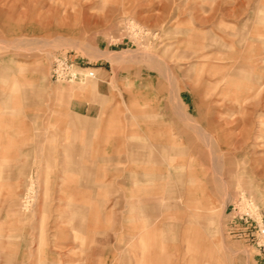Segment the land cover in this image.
<instances>
[{"label": "rangeland", "instance_id": "1", "mask_svg": "<svg viewBox=\"0 0 264 264\" xmlns=\"http://www.w3.org/2000/svg\"><path fill=\"white\" fill-rule=\"evenodd\" d=\"M0 264H264V0H0Z\"/></svg>", "mask_w": 264, "mask_h": 264}, {"label": "crops", "instance_id": "2", "mask_svg": "<svg viewBox=\"0 0 264 264\" xmlns=\"http://www.w3.org/2000/svg\"><path fill=\"white\" fill-rule=\"evenodd\" d=\"M75 104H77V103H75ZM73 105H74V103H73ZM94 228H98V226L97 225H94Z\"/></svg>", "mask_w": 264, "mask_h": 264}, {"label": "bare ground", "instance_id": "3", "mask_svg": "<svg viewBox=\"0 0 264 264\" xmlns=\"http://www.w3.org/2000/svg\"><path fill=\"white\" fill-rule=\"evenodd\" d=\"M89 75H92V73H90Z\"/></svg>", "mask_w": 264, "mask_h": 264}]
</instances>
